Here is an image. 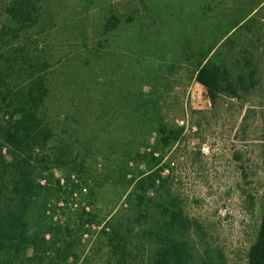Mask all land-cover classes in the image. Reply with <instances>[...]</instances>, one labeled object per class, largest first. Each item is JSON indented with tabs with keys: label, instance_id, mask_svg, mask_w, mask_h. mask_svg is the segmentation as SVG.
Returning <instances> with one entry per match:
<instances>
[{
	"label": "rangeland",
	"instance_id": "1",
	"mask_svg": "<svg viewBox=\"0 0 264 264\" xmlns=\"http://www.w3.org/2000/svg\"><path fill=\"white\" fill-rule=\"evenodd\" d=\"M14 1L0 0V27ZM40 7L8 47L47 63L44 154L62 187L53 222L71 233L59 243L71 258L52 254L54 263L149 264L173 198L201 228L189 237L198 260L247 264L264 217V0ZM208 60L244 83L216 106L195 80ZM161 127L182 132L164 148ZM155 171L161 179L137 189Z\"/></svg>",
	"mask_w": 264,
	"mask_h": 264
},
{
	"label": "trees",
	"instance_id": "2",
	"mask_svg": "<svg viewBox=\"0 0 264 264\" xmlns=\"http://www.w3.org/2000/svg\"><path fill=\"white\" fill-rule=\"evenodd\" d=\"M41 2L10 3L5 10L10 24L0 27V264H56L52 254H63L65 262L71 258L59 247V243H67L70 229L53 222V203L62 187L52 175L50 156L44 154L52 138L40 116L49 96L44 76L47 63L21 48L8 47L13 48L38 24ZM195 80L213 106L221 95L236 97L244 84L242 76L233 80L226 69L211 60L199 67ZM181 132L161 127L158 142L168 147ZM153 154L151 160L159 162ZM158 179V172H151L137 181L136 187L145 193ZM171 201L162 209L165 221L158 233L162 242L151 252L149 264H210L208 259H197L189 240L200 226L184 215L176 199ZM84 222L92 224L94 220ZM247 264H264V217Z\"/></svg>",
	"mask_w": 264,
	"mask_h": 264
}]
</instances>
